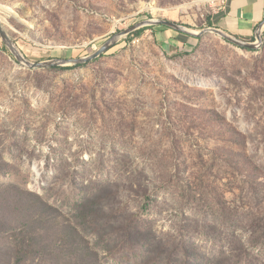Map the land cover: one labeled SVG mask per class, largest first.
<instances>
[{
    "label": "rangeland",
    "instance_id": "1",
    "mask_svg": "<svg viewBox=\"0 0 264 264\" xmlns=\"http://www.w3.org/2000/svg\"><path fill=\"white\" fill-rule=\"evenodd\" d=\"M227 1L0 0L32 63L117 36L30 69L0 34V264H264V33H125L216 28Z\"/></svg>",
    "mask_w": 264,
    "mask_h": 264
},
{
    "label": "crops",
    "instance_id": "2",
    "mask_svg": "<svg viewBox=\"0 0 264 264\" xmlns=\"http://www.w3.org/2000/svg\"><path fill=\"white\" fill-rule=\"evenodd\" d=\"M228 35L251 40L264 33V0H228L224 12L213 24ZM157 43L168 52H189L200 37L174 31L167 27L154 28Z\"/></svg>",
    "mask_w": 264,
    "mask_h": 264
},
{
    "label": "water",
    "instance_id": "3",
    "mask_svg": "<svg viewBox=\"0 0 264 264\" xmlns=\"http://www.w3.org/2000/svg\"><path fill=\"white\" fill-rule=\"evenodd\" d=\"M147 25H162V26H166L168 28L174 29V30H176L178 32L186 33L188 35H192V36H196V37H201L203 34H205L207 32H214V33L220 35L221 37L225 38L227 41L236 44L237 46H240V47H243V48H247V49H255L257 47V43L246 42L245 40H242V39H239L237 37L228 35L225 32H223L222 30L217 29V28H211V29H207V30H204V31L195 32V31H191L189 29H185L182 26H180L179 24H177L175 22H172V21H168V20L142 21V22L136 24L135 26L129 28L128 30H126L125 33H131L133 31H135V30H137V29H139L141 27H145ZM0 34L2 36L3 41L7 44L9 49L16 56V58L20 62L25 64L30 69H37V68L38 69H46V68H51L53 66L67 65V64H82V63H87V62L93 61V60L97 59L98 57H100L101 55H103L104 53H106L111 48V46L115 43V39L117 37V36H114L110 41H108L106 44H104L96 52H94L90 56H87V57H84V58L55 59V60H50V61L32 63V62L28 61L20 53V51L17 49V47L14 44V42H12V40L9 38L7 32L4 30L2 25H0ZM260 34H262V31H259L257 33L258 40H260Z\"/></svg>",
    "mask_w": 264,
    "mask_h": 264
},
{
    "label": "trees",
    "instance_id": "4",
    "mask_svg": "<svg viewBox=\"0 0 264 264\" xmlns=\"http://www.w3.org/2000/svg\"><path fill=\"white\" fill-rule=\"evenodd\" d=\"M145 29H147V28H142V29L136 31V32H135V35L139 36L141 33H143V31H144ZM239 39H240V38H239ZM67 69H69V68H67ZM17 254L20 255V251H17ZM24 261H25V258H22V257L18 256V257L15 259V261H14L13 264H23Z\"/></svg>",
    "mask_w": 264,
    "mask_h": 264
}]
</instances>
